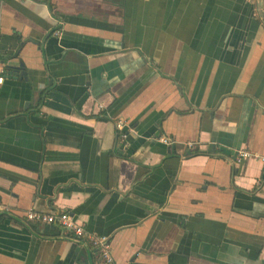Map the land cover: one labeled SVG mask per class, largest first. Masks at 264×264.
Segmentation results:
<instances>
[{
	"label": "crops",
	"instance_id": "obj_1",
	"mask_svg": "<svg viewBox=\"0 0 264 264\" xmlns=\"http://www.w3.org/2000/svg\"><path fill=\"white\" fill-rule=\"evenodd\" d=\"M263 11L0 0V56L26 72L0 83V264H105L30 209L107 236L112 264H264V162H235L264 156Z\"/></svg>",
	"mask_w": 264,
	"mask_h": 264
},
{
	"label": "built area",
	"instance_id": "obj_2",
	"mask_svg": "<svg viewBox=\"0 0 264 264\" xmlns=\"http://www.w3.org/2000/svg\"><path fill=\"white\" fill-rule=\"evenodd\" d=\"M6 74L5 62L0 58V83L3 82L4 76ZM125 122L123 120H118L116 122V127L118 130L119 144L126 148L128 142L127 138L129 136L126 131H124ZM160 140L164 143L169 144L170 140L166 137H161ZM259 159L264 162V156L258 153L251 152L246 149H240L236 153L235 161L238 163L243 162L247 159ZM28 220L36 223H49L56 224L63 228L65 231L71 233L76 239L82 240L90 244L95 248L102 256L105 264L113 263V256L111 254V246L109 243V238L105 235L89 232L86 227L76 220L75 216L69 212H57L52 213H41L30 209L26 213Z\"/></svg>",
	"mask_w": 264,
	"mask_h": 264
},
{
	"label": "water",
	"instance_id": "obj_3",
	"mask_svg": "<svg viewBox=\"0 0 264 264\" xmlns=\"http://www.w3.org/2000/svg\"><path fill=\"white\" fill-rule=\"evenodd\" d=\"M260 2L264 4V0H260ZM261 17H262V19H263V21H264V11H263V13H261ZM20 66H22V65H20ZM15 68L18 69V72H13V70L11 69V67L6 66V74H5L4 78H6V77H8V78H12V77H19V78H22V77H26V72H25L24 70H22L21 67H20V69H19L18 67H15ZM124 131H125V130H124ZM126 133L129 134V132H127V131H126ZM117 137H118V135H117ZM118 139H119V138H118ZM127 142H128V138H127ZM244 161H245V160H244ZM235 162H236V161H235ZM236 163H238V162H236ZM241 163H242V162H241ZM56 211H57V210H56ZM57 212H60V211H57ZM48 224H49V223H48ZM51 225H54V224H51ZM76 240L79 241V242H81L82 244H84L86 247H90V244H88L87 242L82 241V240H78V239H76Z\"/></svg>",
	"mask_w": 264,
	"mask_h": 264
},
{
	"label": "trees",
	"instance_id": "obj_4",
	"mask_svg": "<svg viewBox=\"0 0 264 264\" xmlns=\"http://www.w3.org/2000/svg\"><path fill=\"white\" fill-rule=\"evenodd\" d=\"M0 58H1V60H3L4 61V59L0 56ZM98 118H100V119H104V117H102V116H97ZM118 142H119V139H118Z\"/></svg>",
	"mask_w": 264,
	"mask_h": 264
}]
</instances>
